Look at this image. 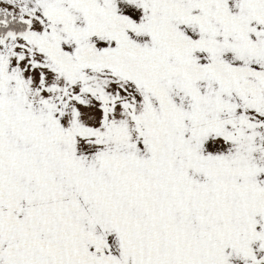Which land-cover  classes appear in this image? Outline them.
<instances>
[{"label":"snow or ice","instance_id":"snow-or-ice-1","mask_svg":"<svg viewBox=\"0 0 264 264\" xmlns=\"http://www.w3.org/2000/svg\"><path fill=\"white\" fill-rule=\"evenodd\" d=\"M0 264H264V0H0Z\"/></svg>","mask_w":264,"mask_h":264}]
</instances>
